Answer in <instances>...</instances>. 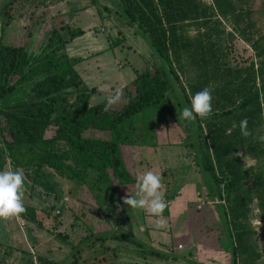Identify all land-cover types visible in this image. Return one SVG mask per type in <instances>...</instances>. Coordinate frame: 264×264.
<instances>
[{"label": "trees", "instance_id": "16d2710c", "mask_svg": "<svg viewBox=\"0 0 264 264\" xmlns=\"http://www.w3.org/2000/svg\"><path fill=\"white\" fill-rule=\"evenodd\" d=\"M0 1V170L9 165L22 169L25 190L45 202L58 200L56 177L87 195L101 217L116 206L125 213L127 230L91 232L78 239L69 249L71 262L81 246L110 238L117 247L133 246L141 259L197 264L190 249L180 256L165 245L154 248L135 238L119 195L135 184L125 148L183 146L217 209L227 264H264V237L259 245L250 223L251 216L264 223V141L259 139L264 136V32L255 29L247 0H89L101 21L124 24L115 44L131 34L146 46L141 70H133L123 88L126 100L107 111L101 102L106 99L93 103L96 89L77 72L82 58L66 52V45L84 31L52 16L34 46L43 15L33 18L31 13L26 19L35 31L27 33L26 43L5 44L2 32L15 17L10 13L14 0ZM236 38L251 50L246 64H229L230 43ZM205 87L212 90V112L204 119H181L182 108ZM244 118L252 133L246 138L239 130ZM180 132L183 139L172 143ZM243 159L253 163L244 166ZM24 205L19 219L41 228V216L48 213ZM33 263L65 260L35 255Z\"/></svg>", "mask_w": 264, "mask_h": 264}, {"label": "rangeland", "instance_id": "374dc122", "mask_svg": "<svg viewBox=\"0 0 264 264\" xmlns=\"http://www.w3.org/2000/svg\"><path fill=\"white\" fill-rule=\"evenodd\" d=\"M37 1L14 0L10 13H14L15 17L2 32L3 43L13 46L26 43L27 33L35 31L31 29L32 21L26 19L31 13L33 18L43 15L42 23L36 28L34 46L39 41L42 27L46 26L52 16L60 18L70 28L83 30L81 37L66 45V52L69 56L82 58L76 69L84 83L96 89L97 96L92 100L93 103L106 99L116 89L123 90L132 79L133 70H141L146 46L131 34L125 35L121 44H115L120 39L117 30L124 31V24L114 27L110 18L101 21L89 0H45V5H39ZM0 2L2 4L3 1ZM247 8L252 11L251 20L255 22V29L263 33L264 0H247ZM225 30L229 28L225 26ZM188 34L193 35V31H188ZM250 59L252 53L249 47L238 38L234 39L229 47V64H246ZM122 103L112 106L113 109H118ZM181 139L182 132L177 133L171 142L177 143ZM123 151L126 167L135 179L146 170L161 176L164 185L162 193L167 203L163 213L165 218L168 217L164 229H156V218L145 211L130 209L123 204L130 214L132 235L154 248L165 245L180 256H185L190 249V258L197 264H227L226 239L220 227L217 209L194 173L191 154L188 155L190 150L183 146H132ZM252 163L243 159L244 166ZM55 180L56 190L59 191L56 203L50 202L51 197L47 198L49 202H45L42 196L37 198L29 191H24V204H32L38 211L48 213V217L41 216V228L25 225L23 220L16 218L0 220V264H32L35 255L65 260V264H160L154 259H141L129 244L115 246L116 242L110 238L102 243L93 242L81 246L77 257L71 262V258H68L69 249L78 239L91 232L97 234L127 230V223L125 213L117 206L110 215L105 210V216L101 217V212L90 204L92 201L87 195L67 182L56 177ZM133 188L131 186L130 190H119L122 201L132 194ZM53 204L55 209L50 210ZM60 206L59 218L53 220L51 215ZM250 223L256 231V241L262 245L264 233L261 228H264V223H259L252 216ZM28 228L30 231L27 232ZM57 234L65 239L61 240Z\"/></svg>", "mask_w": 264, "mask_h": 264}, {"label": "clouds", "instance_id": "9594fccd", "mask_svg": "<svg viewBox=\"0 0 264 264\" xmlns=\"http://www.w3.org/2000/svg\"><path fill=\"white\" fill-rule=\"evenodd\" d=\"M126 98L122 89L112 92L104 103V110L124 102ZM212 112V90L205 87L191 96L190 106H185L180 112L181 119L195 120L197 117L204 119ZM240 134L243 137L252 135L248 129L247 118L239 122ZM264 141V136L259 137ZM164 185L160 175L152 170H146L137 175L134 184V194L123 198V204L130 209L145 211L149 216L156 218L154 227L164 229L167 227V219L163 216L167 203L164 200L162 189ZM25 176L20 168L9 165L5 170H0V220L12 218L19 219L26 212L24 205Z\"/></svg>", "mask_w": 264, "mask_h": 264}, {"label": "crops", "instance_id": "0c3cea01", "mask_svg": "<svg viewBox=\"0 0 264 264\" xmlns=\"http://www.w3.org/2000/svg\"><path fill=\"white\" fill-rule=\"evenodd\" d=\"M166 218H168V217H166Z\"/></svg>", "mask_w": 264, "mask_h": 264}]
</instances>
